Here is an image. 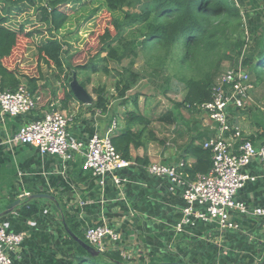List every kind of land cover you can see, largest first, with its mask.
<instances>
[{
    "label": "crops",
    "instance_id": "1",
    "mask_svg": "<svg viewBox=\"0 0 264 264\" xmlns=\"http://www.w3.org/2000/svg\"><path fill=\"white\" fill-rule=\"evenodd\" d=\"M245 5L253 13L255 5L249 0ZM56 74L52 80L44 77L39 82L37 97L33 96L38 99L36 109L16 117H3L0 112V212L26 193L48 192L55 197V200L32 199L40 210L29 211V215L22 214L18 206L7 216L0 217L8 230L26 233L14 253L15 264H76L78 244L73 245L67 237L65 213L75 215L85 240L87 228L106 219L123 234L126 245L135 244L137 253L132 261H125L119 254L124 264H154L177 259L189 264L264 261V217L233 211L232 218L238 225L233 229H224L217 219H196L185 212L189 206L184 197L186 184L155 175L149 169L154 163L175 165L186 182H191L200 173L190 174L191 169L198 164L202 168L210 165L208 159L201 160L194 147H203L205 139L216 135L217 125L198 108L191 109L192 113L185 110L175 115L169 111L163 116V112L172 107L157 112L150 108L152 96H146L141 101V114L150 124L141 121V146L131 148L130 166L114 172L128 181L120 186L109 181L104 189L92 172L84 168L82 152L75 153L71 160H64L59 155L41 153L33 144L23 146L10 141L21 124L39 119L50 109L69 112L73 117L69 134L84 145L96 132L104 135L114 124V135L127 126L125 113H122L126 108H122L121 102L117 106L111 101L106 112L76 97L65 106L60 94L63 82ZM86 88L89 91L88 86ZM256 89L244 115L234 107H230V111L233 124L259 146L264 142V128L258 124L259 119L264 118V101L255 99ZM245 170L256 178L248 180L235 198L251 207L264 208L263 166L254 159ZM110 177L108 174L109 180ZM196 206L199 211L205 209Z\"/></svg>",
    "mask_w": 264,
    "mask_h": 264
},
{
    "label": "trees",
    "instance_id": "2",
    "mask_svg": "<svg viewBox=\"0 0 264 264\" xmlns=\"http://www.w3.org/2000/svg\"><path fill=\"white\" fill-rule=\"evenodd\" d=\"M85 1L0 0V89L15 90L24 84L31 95L37 97L39 82L45 77L39 64L43 61L57 69L56 77L63 82L61 100L66 106L75 98L69 84L73 70H76L79 77L81 73L87 74L86 79L80 81L85 87L94 73L102 72L113 76L116 79V95L122 98L121 104L127 106V126L115 134L112 141L125 159H132V147L141 146V121L150 124L149 119L141 114L139 95L132 98L128 95L145 78L144 73L132 68L133 61L129 66L121 69L117 67L127 58H138L139 50L143 49L145 52V64L150 70L147 71L151 80H163L157 83L156 92L167 96L174 89L182 93V100L174 101V107L163 112V116L169 111L180 115L182 109H196L202 103L212 100V88L221 73L223 61L233 60L234 65L238 62L246 39L244 34L242 37L238 35V38L234 34L245 30V27L250 33V40L244 65L251 77H254L252 79L256 86L264 83V0H249L255 5L253 13L245 5L248 0H90L99 2L101 6L95 11L103 7L110 19H99L100 26L106 25L103 33L98 36L99 50L86 63L72 65L65 61V43L55 33L68 24L74 12L72 7ZM26 6L40 10L39 16L37 13L35 18L39 23L47 24L46 30L51 33L50 37L39 42L37 64L34 66L25 63L28 44L34 33L25 32L24 23L18 29L9 24L10 15L15 11H22ZM137 8L140 10L133 11ZM36 32L41 34L38 29ZM111 62L114 66L110 65ZM175 82L178 87L174 86ZM97 94L90 105L106 112L110 103L106 88L97 89ZM129 105L132 107L129 108ZM258 124L264 128L263 117ZM194 148L198 150L197 155L201 160L208 159L210 165L202 168L198 164L193 170L188 169L190 174L208 173L212 166L210 150L202 146ZM20 206L25 215H29V211L40 210L32 200ZM65 214L69 230L83 239L75 215ZM67 237L73 245L78 244L76 264H124L118 251L91 255L69 233ZM157 263L161 261H155L154 264Z\"/></svg>",
    "mask_w": 264,
    "mask_h": 264
},
{
    "label": "built area",
    "instance_id": "3",
    "mask_svg": "<svg viewBox=\"0 0 264 264\" xmlns=\"http://www.w3.org/2000/svg\"><path fill=\"white\" fill-rule=\"evenodd\" d=\"M244 59L245 55L238 59L237 64L217 76L212 88V100L197 107L206 112L217 125L216 135L205 139L203 143V147L211 152L210 171L198 173L193 181L186 182L182 171L175 165L154 163L149 166L151 173L155 175L167 176L175 183L186 184L184 197L189 205L185 211L187 215L205 221L217 219L224 229L238 227L232 218L233 211L264 217L263 207H251L235 198L248 180L256 178L246 171L245 167L254 159H258L264 169V142L257 146L252 140L245 138L231 118L230 107H234L235 111L241 110L249 104L247 99L252 101L249 93L254 85L244 65ZM37 106L38 99L31 95L24 84L15 90L0 89V112L3 117L20 116L36 109ZM72 118L68 112L50 109L39 119L21 124L10 141L23 146L33 144L41 153L59 155L64 160H71L75 153L82 152L85 156L84 168L92 172L102 189L109 181L115 186L128 181L126 177L114 173L132 164L121 156L112 141L116 125L109 128L104 135L96 132L88 144L84 145L69 134L68 127ZM108 174L111 175L110 180ZM27 195L26 193L24 196ZM195 205L205 209L199 211L195 209ZM25 235L24 231L8 230L0 222V264H15L14 253ZM86 238L100 253L118 251L127 262L136 258V245H126L123 234L106 219L89 226ZM129 246L132 248L129 249Z\"/></svg>",
    "mask_w": 264,
    "mask_h": 264
},
{
    "label": "rangeland",
    "instance_id": "4",
    "mask_svg": "<svg viewBox=\"0 0 264 264\" xmlns=\"http://www.w3.org/2000/svg\"><path fill=\"white\" fill-rule=\"evenodd\" d=\"M22 6L23 5H21V7ZM98 6H101L99 2H91L90 0H86L83 4H77L75 7H72L74 12L70 17L68 24L58 33H55V35L58 36L60 39H62L65 43L64 58L65 61L67 60L66 62L69 63L71 62L72 65L84 64L99 50L100 43L98 36L99 34L103 33L106 27V25H101V26L99 25L100 24L99 19L101 17L104 21H108L110 19V15L105 14L103 7L95 11V9ZM1 7L2 5H0V14H1ZM139 10L140 9L137 8L133 11H139ZM37 13L39 16L40 10H38L37 8L34 9V7L31 8L29 6H26L22 11H15L13 14H11L10 15L11 20H9L10 22L9 24L12 25L11 27L18 29L19 26L24 23L25 32L34 33L33 36H31L32 37L31 42L28 44V52L26 54V59H25L26 65H32V66L37 64V50H38L39 42L44 38L50 37L51 35V33L47 32L46 30L48 25L39 23L37 21V18H35ZM250 13H252V11H250ZM37 29L41 32V34L36 32ZM243 31L245 32L243 33ZM243 31L241 30V32H237L234 34V37H237L238 35H239L238 37L240 36L242 37V35L244 34V38L246 39V43L243 46L241 55L238 57V59H240L243 55L247 53V48L250 40L249 39L250 33H248L246 27L245 30L243 29ZM141 38H143V36ZM132 61H133L132 68L139 72H143L145 75V78L142 79L139 82V84L128 93L129 97L131 98L135 95H139L140 106H141V101H144V99H146V96H150V95L152 96V97L150 96L151 97L150 108L156 110L157 112L158 109H160L162 112L167 107L168 108L174 107L173 104L174 101L182 100V93L174 89L169 91L167 96L163 94H158L156 92L155 87L157 86V83L162 82L163 80L162 78H158L156 81L151 80L149 74L150 70L146 68V64H145L146 55L143 49L139 50L138 58L136 59L127 58L123 60L121 65H117V67L121 69V67L123 66H129V64ZM112 63L113 62H111L110 65L114 66V64ZM39 64L41 69L43 70L45 78H49L52 80L55 77L57 69L51 68V66L45 64V62L43 61H41ZM233 66H234V61L226 59L223 61L221 65V72ZM86 75L87 74L85 73H81L80 77L78 76L79 80L83 81L84 79H86L87 77ZM115 81L116 79L113 76H107L102 72H98L91 75V81L90 83H88L87 86L89 88V92L92 94L94 99H96L98 95L97 89L101 87H105L106 95L109 96L110 102L113 101L115 105L119 106L122 98H118L116 95V91L114 90ZM58 82L61 83V81ZM55 83L57 85V81H55ZM175 85L176 82L174 83V86ZM253 85L254 88L249 93L251 97L253 96V90L256 89L255 82H253ZM257 86L258 87L255 91L254 97L259 101H264V83L262 84L260 83ZM251 102L252 101H249L247 99V104L248 103L251 104ZM131 107L132 106H129V108ZM122 108L127 109V106H124ZM182 110L185 111L186 109H182ZM125 111H123L122 113L124 114ZM188 112L192 113L191 110L187 109L186 113ZM245 112H246V107L241 109L242 115H244Z\"/></svg>",
    "mask_w": 264,
    "mask_h": 264
},
{
    "label": "water",
    "instance_id": "5",
    "mask_svg": "<svg viewBox=\"0 0 264 264\" xmlns=\"http://www.w3.org/2000/svg\"><path fill=\"white\" fill-rule=\"evenodd\" d=\"M69 84H70V89L72 90L74 96L79 101L83 102L84 104H89V105L93 103L94 98H93L92 94L87 90V88L83 84H81L76 70L72 71V77L70 79ZM36 198L55 200V197L48 192H46V193L40 192V193H35L32 195L22 196V197L16 199L14 202L7 205L5 210L0 212V217L7 216L11 212H13L18 206L22 205L23 203H25L27 201H30V200L36 199ZM64 227H65L66 231L70 234V236H73L76 241H78L81 245H83L91 255L99 254V252L92 245L88 244L86 241H84L80 237L75 236L74 233L72 231H70L69 228L67 227L66 222L64 223ZM256 263L264 264V261H262V259H261L258 262L256 261ZM157 264H189V263H185V262H182L180 259H177V261L161 262V263H157Z\"/></svg>",
    "mask_w": 264,
    "mask_h": 264
}]
</instances>
